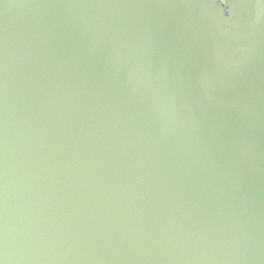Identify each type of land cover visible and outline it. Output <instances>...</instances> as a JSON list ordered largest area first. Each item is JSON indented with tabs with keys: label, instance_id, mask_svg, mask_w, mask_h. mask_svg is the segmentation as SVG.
Listing matches in <instances>:
<instances>
[{
	"label": "water",
	"instance_id": "1",
	"mask_svg": "<svg viewBox=\"0 0 264 264\" xmlns=\"http://www.w3.org/2000/svg\"><path fill=\"white\" fill-rule=\"evenodd\" d=\"M0 264H264V0H0Z\"/></svg>",
	"mask_w": 264,
	"mask_h": 264
}]
</instances>
